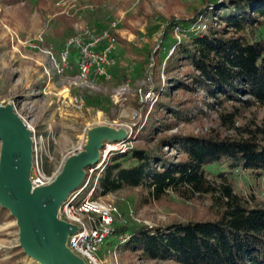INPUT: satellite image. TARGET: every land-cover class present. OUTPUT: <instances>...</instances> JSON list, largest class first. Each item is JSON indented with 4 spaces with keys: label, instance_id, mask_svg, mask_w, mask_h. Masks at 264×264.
Wrapping results in <instances>:
<instances>
[{
    "label": "trees",
    "instance_id": "1",
    "mask_svg": "<svg viewBox=\"0 0 264 264\" xmlns=\"http://www.w3.org/2000/svg\"><path fill=\"white\" fill-rule=\"evenodd\" d=\"M0 1L16 5L25 0ZM175 28L180 38L173 36ZM263 29L264 0H202V6L192 9L188 19L170 16L162 31L164 50L147 55L158 67L165 61L168 85L157 72L156 85L141 90H151L159 100L149 109L139 98L134 102L136 108L146 107L144 119L134 128L140 144L111 154L93 198L134 188L145 193L142 201L146 205L164 201L169 193L184 202L206 199L210 205L200 214L163 227L116 223L112 237H127L122 247L140 260L264 264V200L237 193L227 179L236 171L264 179V119L251 118L245 125L235 126L245 112L264 110ZM146 57L139 62L141 73L147 72ZM183 67L187 70L180 75L177 71ZM173 90L185 94L202 91V106L191 98L175 101ZM203 108L220 109L219 124L234 131L233 135L225 136L216 129L206 134L176 133L160 137L152 148L146 145L179 124L200 122L207 116ZM219 165L226 170L209 177V167ZM8 214L0 207V224ZM11 253L5 261L0 254V264H22L26 257L22 250Z\"/></svg>",
    "mask_w": 264,
    "mask_h": 264
},
{
    "label": "rangeland",
    "instance_id": "2",
    "mask_svg": "<svg viewBox=\"0 0 264 264\" xmlns=\"http://www.w3.org/2000/svg\"><path fill=\"white\" fill-rule=\"evenodd\" d=\"M57 1L25 0L16 5L0 1V105H11L21 121L30 126L37 150L32 157L33 162L38 163L51 182L60 173L67 158L83 150L87 133L92 128L106 126L115 130L124 129L127 131L126 139L130 141L129 146L140 144L136 141L134 128L144 119L146 107L136 108L134 102L139 98V103H145L149 109L159 100L153 92L156 100L146 101L145 95L152 91L141 92L148 86L156 85L157 72L162 82L168 85L163 73V53L159 55L163 60L159 67L147 55L164 50L162 31L170 16L186 20L192 9L202 6V0H77V10L67 15L55 5ZM147 15L151 18H147ZM86 28L95 31L108 29L117 36L116 65L109 70L110 80L91 76L83 88H78L69 80L78 72L76 50H72L69 68L58 75L47 58L38 50L30 49L29 44L37 45L34 40L41 36L45 46L53 47L57 58L66 40L81 35ZM174 31L173 36L177 38ZM145 57L149 62L147 72L141 73L139 62ZM186 70L183 67L177 73L183 75ZM172 96L175 101L194 99L199 106H202L205 98V94L199 90L192 94L173 90ZM75 97L81 98V109H77L73 103ZM228 106L227 111L230 110ZM217 110L220 112V109ZM203 112L207 116L200 122L179 124L167 133L157 134L146 145L152 148L160 137L176 133L206 134L216 129L225 136L233 135L234 131H227L220 126L218 112L207 108H203ZM251 118L260 122L264 119V110L254 108L245 112L235 126L245 125ZM163 149L168 154H174L167 148ZM224 170L222 165L211 166L209 177ZM86 174L80 186L89 179L91 186L85 189V195L92 189L97 176L92 174L89 177ZM227 179L232 182L237 193L246 197L254 195L264 200L263 178L256 179L247 171H236L228 174ZM144 196L145 193L139 189L128 188L100 198L113 204L120 218H126L131 210L141 222L139 225L149 228L183 221L186 217L202 213L210 205L209 200L202 198L184 202L171 193L162 202L146 205L142 201ZM9 215L0 224L2 261L9 259L16 248L22 250L16 219H11ZM120 218L116 217L117 224H121ZM125 241L122 238H109L96 253L100 264H170L140 260L136 254L122 247ZM113 253L117 255L116 259ZM22 264L38 263L25 257Z\"/></svg>",
    "mask_w": 264,
    "mask_h": 264
},
{
    "label": "water",
    "instance_id": "3",
    "mask_svg": "<svg viewBox=\"0 0 264 264\" xmlns=\"http://www.w3.org/2000/svg\"><path fill=\"white\" fill-rule=\"evenodd\" d=\"M126 137L124 129H90L83 150L67 158L55 179L33 187L31 132L11 105H0V207L16 219L26 257L38 264H86L67 249L68 236L77 228L59 220L58 209L82 183L84 169L98 164L103 143Z\"/></svg>",
    "mask_w": 264,
    "mask_h": 264
},
{
    "label": "built area",
    "instance_id": "4",
    "mask_svg": "<svg viewBox=\"0 0 264 264\" xmlns=\"http://www.w3.org/2000/svg\"><path fill=\"white\" fill-rule=\"evenodd\" d=\"M62 9L63 13L69 15L71 11L75 12L78 8L77 0H58L55 4ZM177 38H180V33L177 28L174 29ZM34 43L29 44L30 49L38 50L44 55L52 68L58 75H61L64 70L69 68V58L72 50L77 51V69L75 76L69 78L72 85L83 88L91 76H97L104 80H110L111 76L109 70L116 65V50L117 42L110 30L102 29L99 31L86 28L81 35L73 36L66 40L58 57L54 56L53 47L45 46L41 36H38ZM85 84V85H84ZM146 101H155L156 97L153 92L145 95ZM77 109H81V98L75 97L73 99ZM30 132V126H26ZM132 129L130 130L131 134ZM130 134L128 137H130ZM32 157L36 154V144L32 139ZM130 141L128 139L114 143H103L100 150V158L98 164L85 169V174L89 177L97 174L92 189L84 195V191L91 180L86 184L80 186L78 190L71 193L66 201L59 207L57 217L59 220L65 221L71 225L76 226L77 231L68 236L66 247L74 255L80 257L86 264H100L96 257V253L100 247L112 237L114 232V225L116 224L118 215L117 209L113 204L106 203L100 197L93 198V194L97 187V181L100 173L103 171L105 164L113 152L125 151L129 147ZM93 181V180H92ZM30 182L33 187H42L51 183V180L45 176L41 171L38 163L33 162L30 172ZM91 186V185H90ZM120 223L126 224H140L135 217L133 211H129L126 218H120ZM126 238H122L125 241ZM117 255L113 253V258Z\"/></svg>",
    "mask_w": 264,
    "mask_h": 264
},
{
    "label": "bare ground",
    "instance_id": "5",
    "mask_svg": "<svg viewBox=\"0 0 264 264\" xmlns=\"http://www.w3.org/2000/svg\"><path fill=\"white\" fill-rule=\"evenodd\" d=\"M66 96H67V94H66ZM100 119V118H99ZM33 142V141H32Z\"/></svg>",
    "mask_w": 264,
    "mask_h": 264
}]
</instances>
